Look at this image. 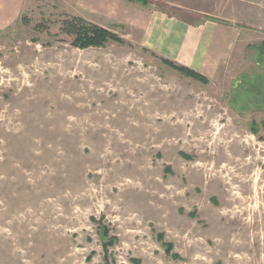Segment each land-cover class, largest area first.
Returning <instances> with one entry per match:
<instances>
[{
  "label": "rangeland",
  "instance_id": "rangeland-1",
  "mask_svg": "<svg viewBox=\"0 0 264 264\" xmlns=\"http://www.w3.org/2000/svg\"><path fill=\"white\" fill-rule=\"evenodd\" d=\"M79 14L23 0L0 29V264H264L263 32L205 85L138 27L73 47Z\"/></svg>",
  "mask_w": 264,
  "mask_h": 264
},
{
  "label": "crops",
  "instance_id": "crops-1",
  "mask_svg": "<svg viewBox=\"0 0 264 264\" xmlns=\"http://www.w3.org/2000/svg\"><path fill=\"white\" fill-rule=\"evenodd\" d=\"M0 29L10 24L23 0H0ZM80 17L101 27L125 24L142 31V46L209 79L231 57L245 23L264 34V0H160L177 11L211 17L189 22L155 6L126 0H74ZM157 1V0H151ZM244 1L249 4L237 3ZM264 41V39H261Z\"/></svg>",
  "mask_w": 264,
  "mask_h": 264
},
{
  "label": "trees",
  "instance_id": "trees-1",
  "mask_svg": "<svg viewBox=\"0 0 264 264\" xmlns=\"http://www.w3.org/2000/svg\"><path fill=\"white\" fill-rule=\"evenodd\" d=\"M142 2L145 5L156 6L159 10L169 14L170 10H174L172 7L164 4L160 0L151 1V0H130ZM209 18V17H208ZM207 18V19H208ZM61 32L72 38V46L78 49H87V48H102L108 42H115L123 44L124 40L118 36L115 32L111 30L96 25L92 22L85 20L82 17L74 16L69 17L62 22ZM262 50L264 52V43L262 45ZM159 57V56H158ZM162 64L168 68L180 73L181 75L192 79L194 81L200 82L202 84H209L210 79L205 75L178 63H175L169 59L159 57Z\"/></svg>",
  "mask_w": 264,
  "mask_h": 264
},
{
  "label": "bare ground",
  "instance_id": "bare-ground-1",
  "mask_svg": "<svg viewBox=\"0 0 264 264\" xmlns=\"http://www.w3.org/2000/svg\"><path fill=\"white\" fill-rule=\"evenodd\" d=\"M56 222H57V220L51 219L49 226H52V225L56 224Z\"/></svg>",
  "mask_w": 264,
  "mask_h": 264
}]
</instances>
